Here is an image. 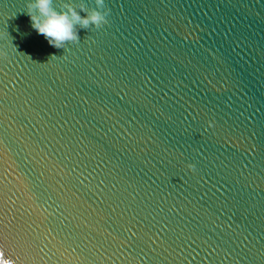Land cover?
Segmentation results:
<instances>
[{
	"label": "water",
	"instance_id": "obj_1",
	"mask_svg": "<svg viewBox=\"0 0 264 264\" xmlns=\"http://www.w3.org/2000/svg\"><path fill=\"white\" fill-rule=\"evenodd\" d=\"M29 2L0 0V256L264 264V0H105L65 48Z\"/></svg>",
	"mask_w": 264,
	"mask_h": 264
},
{
	"label": "clouds",
	"instance_id": "obj_2",
	"mask_svg": "<svg viewBox=\"0 0 264 264\" xmlns=\"http://www.w3.org/2000/svg\"><path fill=\"white\" fill-rule=\"evenodd\" d=\"M95 5L96 7L88 12L86 4H82L78 11L74 3H64L57 8L55 0H30L27 4V14L32 27L43 35L50 45L65 48L69 42H79V29L92 26L101 28L107 23V15L101 10L105 6V0H95ZM81 12L86 15H81ZM6 55V52L0 51V56ZM189 167L195 168V165ZM0 264H15V261L0 256Z\"/></svg>",
	"mask_w": 264,
	"mask_h": 264
}]
</instances>
